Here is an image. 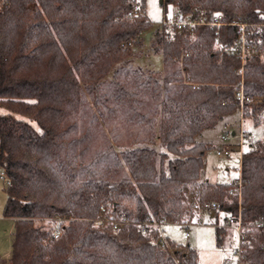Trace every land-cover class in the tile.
<instances>
[{"label":"trees","instance_id":"1","mask_svg":"<svg viewBox=\"0 0 264 264\" xmlns=\"http://www.w3.org/2000/svg\"><path fill=\"white\" fill-rule=\"evenodd\" d=\"M0 1V106L27 118L0 116L3 215L13 219L6 264H198L190 246L169 240L160 249L155 224L191 220L203 213L193 204L208 200L218 204L214 214L237 216L240 205L241 260L264 264V134L241 153L240 199L233 183L199 181L205 144L197 135L238 112L241 60L228 52L235 26L199 25L192 37L171 38L158 25L149 50L162 54L163 69L145 71L132 66L153 26L143 0ZM168 4L207 20L222 13L226 22L259 24L246 36L243 117L264 127V0H162ZM182 51L190 54L181 63L171 59ZM116 115L144 135L88 153L91 129ZM101 205L132 223L94 226ZM215 234L222 245L224 227Z\"/></svg>","mask_w":264,"mask_h":264},{"label":"rangeland","instance_id":"2","mask_svg":"<svg viewBox=\"0 0 264 264\" xmlns=\"http://www.w3.org/2000/svg\"><path fill=\"white\" fill-rule=\"evenodd\" d=\"M146 17L152 22V28L145 30L141 35L143 38L142 54L133 59V67H141L143 70L162 71L163 57L159 52H152L149 50L150 38L152 29L159 25L164 6L162 0H143ZM1 6V1H0ZM168 9L175 7L168 4ZM173 60L179 59L172 56ZM180 63V62H179ZM106 78V82L110 80V75ZM183 82L188 84H199L198 82H191L183 75ZM193 88V87H192ZM102 91L99 90L98 95ZM83 98L91 106L95 108L94 104L90 102V97L83 89ZM11 114L16 118L27 120L25 116L9 112L6 108L0 106V116ZM238 112L227 115L217 121L214 125L204 128L198 135L197 140L205 144V151L203 153V165L200 170L199 181L209 183H233L240 174V153H243L248 148V143L255 139H262L264 134V127L260 124H255L252 117L242 118L243 133H251V138L244 139L239 144L238 131L240 129V117ZM34 128L38 129L35 122H31ZM224 125L229 126L235 131V135L225 137ZM145 129H140L135 125H127L123 122L120 115H116L111 119H100L90 132V140L86 143L88 146V153H95L102 151L106 145L111 144L113 149L116 146H128L135 137L144 135ZM158 141V140H156ZM231 143V144H229ZM225 148L229 150L228 155H220L218 151L222 152ZM119 150V149H115ZM6 183L5 175L0 168V264H6L11 254V242L13 232V219L3 215L4 204L6 201ZM238 189L235 187L233 195H238ZM240 199V198H239ZM201 214L195 215L191 218L192 224L185 228L175 222H166L161 226L162 235L167 237L174 246H190L195 250L198 264H236L237 256L234 249L237 245V235L230 226H226V220L233 214H225L224 211H217L219 215L217 221L204 215L202 218L195 220ZM70 219V218H69ZM39 221V220H38ZM49 225L47 220L41 221ZM234 224V223H233ZM215 225L224 227L226 233L224 242L218 246L216 242ZM188 231V237H184V233Z\"/></svg>","mask_w":264,"mask_h":264},{"label":"built area","instance_id":"3","mask_svg":"<svg viewBox=\"0 0 264 264\" xmlns=\"http://www.w3.org/2000/svg\"><path fill=\"white\" fill-rule=\"evenodd\" d=\"M130 14V13H129ZM224 16L222 13H215L213 18L210 20H207L205 15L202 13H198L196 15H192L190 13H185L181 11H177L176 9H168L167 7L163 9L161 19L159 21V25L163 26L167 33H169L170 37L172 38V35L174 32L182 33L187 35L188 37H192L195 32V28L199 25H207L211 28H217L221 25L229 24L236 27L237 31V38L235 39L234 43L228 48V52L232 55H235L236 57H239L241 60V66L238 70V73L241 75V80L239 84L237 85V88L235 90V98L238 102V114L240 117V129L238 131V139L239 144L246 139L251 138V133H243L242 129V118H243V110L244 105L250 101L249 97H247L244 94V85H243V78H242V69H243V62L245 57V50L247 48L246 44V36L250 32L251 27H257L259 24L255 23H246V22H239V21H232V22H226L224 21ZM189 51H182L178 57L180 63L183 57L189 56ZM193 88H198L199 84H192ZM227 137L230 136L229 132L226 133ZM218 154L220 155H228L229 150L225 148L222 152L218 151ZM241 158V153H240ZM5 183L8 184V180L5 178ZM240 186L241 181L240 178L233 182L231 186V192L233 194V190L235 187L238 189V195L240 198ZM218 208V204L216 201L208 200L204 202H195L193 204V209H198L203 211V213H210L214 212ZM228 215V214H227ZM231 215V214H230ZM62 218H57L55 220V223L53 225L51 235L53 238H57L61 234V224ZM167 221L161 220L158 223H154L157 227L158 236L155 240V243L159 246L160 249L166 250L169 247V240L167 237L162 235L161 232V226L164 225ZM132 222L128 218L118 217L115 216L113 211L109 209L108 207H105L101 205L99 207V213L98 215L93 219L92 224L94 226L98 227H106L110 226V228L114 231L119 230L122 227H127ZM179 225L184 226L185 228H188L192 224L191 220H186L183 222H175ZM234 223V224H233ZM147 225H149L148 222H143L140 224V230H146ZM226 226L232 227L234 232L237 235V245L234 249V253L237 256V263L236 264H248L246 261L241 260V251H242V242L244 238V233L242 231V225L240 222V205L238 207V214L237 216L231 215V217H228L226 220ZM184 237H188V231L184 233Z\"/></svg>","mask_w":264,"mask_h":264},{"label":"crops","instance_id":"4","mask_svg":"<svg viewBox=\"0 0 264 264\" xmlns=\"http://www.w3.org/2000/svg\"><path fill=\"white\" fill-rule=\"evenodd\" d=\"M239 116V115H238ZM224 128L225 129H229V130H226V132H225V135H227L226 133H228L229 131H230V128H229V126H227V125H224ZM230 135H235V131L234 130H232L231 129V133H229ZM224 138H229V137H227V136H225ZM229 144H231V143H229ZM225 213V212H224ZM226 214V213H225ZM206 216V215H209V217H211L212 219H215L216 221H217V219H218V217H219V215L217 216V213L216 214H214V212H210V213H202V215H200L199 217H198V219H200V218H202L203 216ZM225 233H226V231H225ZM168 239V238H167ZM169 240V239H168ZM223 242H224V240H223ZM231 264V263H230Z\"/></svg>","mask_w":264,"mask_h":264}]
</instances>
